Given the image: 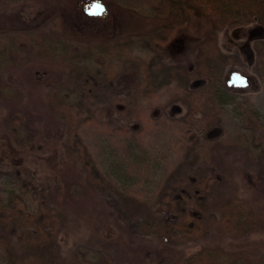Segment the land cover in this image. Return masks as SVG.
Listing matches in <instances>:
<instances>
[{
	"label": "rangeland",
	"instance_id": "rangeland-1",
	"mask_svg": "<svg viewBox=\"0 0 264 264\" xmlns=\"http://www.w3.org/2000/svg\"><path fill=\"white\" fill-rule=\"evenodd\" d=\"M96 1L106 13L86 15ZM201 9L195 0L0 3V39L8 44L0 79L11 100L2 94L0 102V218L8 221L0 222V264H40L35 240L13 224L17 207L49 215V264H264V79L245 50L249 35H259L258 16L241 9L243 19L220 26ZM212 32L229 104L191 127L184 89L175 83L146 94L144 76L165 54V64L185 66L189 86L206 84L189 74L199 41ZM232 71L251 86L226 91ZM133 139L149 150L143 169L124 152ZM112 169L146 187L139 198ZM167 182L178 186L172 198L189 197L176 211L186 206L196 216L192 234L179 227L160 239L146 222L156 204L169 206L158 202ZM62 188L66 199L58 197ZM9 193L21 194L23 205L13 208Z\"/></svg>",
	"mask_w": 264,
	"mask_h": 264
},
{
	"label": "trees",
	"instance_id": "trees-1",
	"mask_svg": "<svg viewBox=\"0 0 264 264\" xmlns=\"http://www.w3.org/2000/svg\"><path fill=\"white\" fill-rule=\"evenodd\" d=\"M27 0H0V3L5 5H15L22 2H26ZM199 5H201V11L208 15L211 18V22L213 24L220 23V26H223L226 22L230 21L231 18H244V13H240L241 9L245 10V13L248 11L249 14L258 16V25H259V35L256 37V60L257 66L260 76L264 79V0H245V1H236V0H195ZM247 10V11H246ZM212 17H214L212 19ZM246 17V16H245ZM241 22V20H239ZM210 37H206L199 41L198 43V52L195 53L194 64L196 65L195 70L189 74V77L193 78H201L205 81H209L208 85L201 84L198 88L194 89L190 85V80L188 78V71L184 65L180 64H165L166 55L162 54L159 58H154V63L150 64L147 68V75L144 76L145 81V92L150 93L155 89L159 90L165 87H169L171 85L177 84L178 89H184L185 93L181 97L180 101L190 113L189 121H186L193 127V122H198L202 124V119L204 121H209L212 113H215L221 110L223 107L227 106L229 103L226 100L225 89L222 88V77L221 70L223 60L218 56V48L216 44V40L214 39V33L209 34ZM8 50V44L0 39V60L6 55ZM214 55H213V54ZM215 56V57H213ZM4 86V87H3ZM10 91L5 85L2 83L0 79V102L2 100V94L9 100L10 96L7 95ZM259 116V115H258ZM256 116L255 124L257 123L259 117ZM260 124V123H258ZM201 126V125H200ZM203 127V126H202ZM264 129L263 127H261ZM188 134L191 133V130L187 131ZM195 146L193 147V149ZM148 149H146L142 144L137 142V140L133 139L131 143L126 144V148L124 150L128 161L134 168L143 169L146 167V162L150 157L148 153ZM122 169V168H121ZM112 174L114 175L115 181L122 186L134 187L135 190L129 191V196L131 198L138 197V192H142L145 186H137L139 181L137 182L133 177H121L117 170L112 169ZM205 177V176H204ZM207 177V176H206ZM204 178L205 180L211 181V179ZM210 177V176H209ZM211 178V177H210ZM63 186V185H61ZM148 187V185H146ZM66 189V187H64ZM58 193V197L63 199L67 197V193L64 190ZM173 187L167 185L160 189V194L164 195L161 199L160 203H164L167 201L169 206L165 208L160 207L161 204H156L155 212H151V216L147 219L146 222L150 224L151 230L154 231L160 239H168L172 238L173 234H176L175 230H180L179 227L183 228V231H187L188 234H192V219L196 217L189 210V207H184L183 212H177L176 207L177 203L181 200L182 202H188V195L183 196L181 198H172L173 192L175 193V189H178V186ZM67 190V189H66ZM183 191V190H182ZM63 194H66L64 196ZM10 195V203L13 205V208H16L15 205H23L21 199H19V195ZM151 197V194L148 195ZM139 198V197H138ZM159 199V198H158ZM142 200V199H141ZM152 197L149 198L148 202H151ZM146 201V200H144ZM147 202V201H146ZM42 208L39 213H41L37 218H34L31 214H24V210L11 209L13 217V224H17L19 235L20 234H28L35 241L32 242V247L36 250V261L40 264H49L50 257L53 255L54 249V240L55 235L53 230H50L49 223L44 224V219L49 218V215L46 212H42ZM189 210V212H187ZM3 214V213H2ZM48 216V217H45ZM240 217V216H239ZM248 221H255L252 216H247ZM239 222L241 221V217L237 219ZM0 222H8L3 215L0 218ZM26 223H31L33 225L32 230H28L27 228L22 229ZM30 227L29 225H27ZM15 227V226H14ZM9 229H13V226H10ZM21 258L15 257V260L20 262L21 259H25V252L20 254Z\"/></svg>",
	"mask_w": 264,
	"mask_h": 264
},
{
	"label": "water",
	"instance_id": "water-1",
	"mask_svg": "<svg viewBox=\"0 0 264 264\" xmlns=\"http://www.w3.org/2000/svg\"><path fill=\"white\" fill-rule=\"evenodd\" d=\"M89 16H102L103 13H106V7L102 2L96 1L92 5H90L85 12ZM177 43L181 44V48H184V40L183 39H177ZM203 83L202 80L195 81L193 83L194 87H198ZM227 85L229 87H237L246 89L251 86L250 77L246 74H243L239 71H232L229 74V79L227 81ZM180 109L178 107H175L173 109L174 112H178Z\"/></svg>",
	"mask_w": 264,
	"mask_h": 264
},
{
	"label": "flooded vegetation",
	"instance_id": "flooded-vegetation-1",
	"mask_svg": "<svg viewBox=\"0 0 264 264\" xmlns=\"http://www.w3.org/2000/svg\"><path fill=\"white\" fill-rule=\"evenodd\" d=\"M257 35H258V33H257V31H256L255 35H253V33H252V34L249 35V37H248L249 40L252 41V44L254 45V46L251 45V47H246V49H245L246 51H248V61H251V60L254 61V58H255V56H256V49H255L256 41H255V39H256ZM173 48H174L175 51H178L179 53H182V51H183V49H184V48L182 49V48H181V44H179V43H177V42H175V43L173 44ZM250 56H251L252 59H249ZM166 58H167V55H166ZM234 59H235V60H239V56L237 55V57H234ZM228 79H229V78L226 79V91H228V92H232V91H242V90H243L242 88H237V87H233V86L229 87V86L227 85V81H228Z\"/></svg>",
	"mask_w": 264,
	"mask_h": 264
}]
</instances>
